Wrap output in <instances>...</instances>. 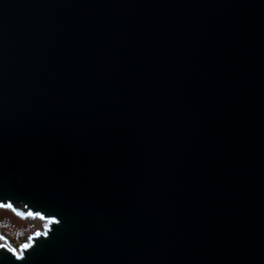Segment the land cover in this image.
<instances>
[{"label":"water","instance_id":"obj_1","mask_svg":"<svg viewBox=\"0 0 264 264\" xmlns=\"http://www.w3.org/2000/svg\"><path fill=\"white\" fill-rule=\"evenodd\" d=\"M0 207V264H264V0H0Z\"/></svg>","mask_w":264,"mask_h":264},{"label":"rangeland","instance_id":"obj_2","mask_svg":"<svg viewBox=\"0 0 264 264\" xmlns=\"http://www.w3.org/2000/svg\"><path fill=\"white\" fill-rule=\"evenodd\" d=\"M44 227L45 222L38 217H20L11 209L0 207V245L7 244L16 253Z\"/></svg>","mask_w":264,"mask_h":264},{"label":"snow or ice","instance_id":"obj_3","mask_svg":"<svg viewBox=\"0 0 264 264\" xmlns=\"http://www.w3.org/2000/svg\"><path fill=\"white\" fill-rule=\"evenodd\" d=\"M25 247H27V246H25Z\"/></svg>","mask_w":264,"mask_h":264}]
</instances>
